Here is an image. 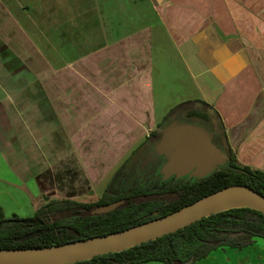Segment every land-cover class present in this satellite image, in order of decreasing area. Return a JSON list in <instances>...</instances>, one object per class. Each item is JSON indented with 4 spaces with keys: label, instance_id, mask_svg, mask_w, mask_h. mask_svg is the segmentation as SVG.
Masks as SVG:
<instances>
[{
    "label": "crops",
    "instance_id": "obj_1",
    "mask_svg": "<svg viewBox=\"0 0 264 264\" xmlns=\"http://www.w3.org/2000/svg\"><path fill=\"white\" fill-rule=\"evenodd\" d=\"M38 1L0 0L6 212L101 197L145 131L189 100L216 109L239 162L264 170V0H94L50 29ZM194 264H264V238Z\"/></svg>",
    "mask_w": 264,
    "mask_h": 264
},
{
    "label": "trees",
    "instance_id": "obj_2",
    "mask_svg": "<svg viewBox=\"0 0 264 264\" xmlns=\"http://www.w3.org/2000/svg\"><path fill=\"white\" fill-rule=\"evenodd\" d=\"M173 123L198 125L211 131L213 143L227 156L226 163L206 177H192L187 182L164 180L162 168L157 170L158 178L150 179L148 169L143 170L140 165V152L146 146L148 154L158 155L156 144ZM235 184L247 185L264 196V170L239 162L216 109L202 100L185 101L172 108L150 132L97 200L52 198L26 218L7 217L0 206V249L47 247L108 235L168 215ZM118 201L123 202L111 211L93 212ZM33 233L37 234L27 238ZM257 237L264 238V213L249 207L233 208L155 240L73 264H184L190 260L194 264L219 248L250 246Z\"/></svg>",
    "mask_w": 264,
    "mask_h": 264
},
{
    "label": "water",
    "instance_id": "obj_3",
    "mask_svg": "<svg viewBox=\"0 0 264 264\" xmlns=\"http://www.w3.org/2000/svg\"><path fill=\"white\" fill-rule=\"evenodd\" d=\"M159 155L166 154L163 166L165 178L173 174L203 178L227 160L226 154L213 143V133L193 124L173 123L157 142ZM118 201L96 208L94 213H104L118 207ZM249 207L264 213V196L253 188L230 185L210 193L168 215L128 229L89 239L47 247L0 249V264H73L95 256L122 251L155 240L182 229L204 217L225 210ZM37 233L29 235L32 238ZM193 260L184 264H192Z\"/></svg>",
    "mask_w": 264,
    "mask_h": 264
},
{
    "label": "rangeland",
    "instance_id": "obj_4",
    "mask_svg": "<svg viewBox=\"0 0 264 264\" xmlns=\"http://www.w3.org/2000/svg\"><path fill=\"white\" fill-rule=\"evenodd\" d=\"M95 5L96 2H94V0H46L42 2L38 1L34 4L35 10L32 14L35 23H37L38 25H41L42 23L44 27L48 29L52 27L54 28L57 21L59 24L65 25L64 27H70L71 25L75 24L76 17L78 16L79 11H88L89 9H92ZM55 13H57L58 15H55ZM49 70H51V67L49 68ZM147 132L150 135L151 130L145 131L146 134ZM169 181H171V178L169 179ZM66 197H73V199H76L77 201L81 202H90L97 200L100 196L98 194L86 197L82 195L74 196L73 194H65L58 196V198ZM11 211L12 210L10 209L9 211L5 212L7 215L12 214L10 215V217H12L14 216V214L11 213ZM22 218H26V216Z\"/></svg>",
    "mask_w": 264,
    "mask_h": 264
},
{
    "label": "flooded vegetation",
    "instance_id": "obj_5",
    "mask_svg": "<svg viewBox=\"0 0 264 264\" xmlns=\"http://www.w3.org/2000/svg\"><path fill=\"white\" fill-rule=\"evenodd\" d=\"M147 153V147L145 146L144 149L141 150L140 152V159L142 161V163L140 164L142 169L146 170L148 169V177L150 179L153 178H158L159 176V171L157 172V170L159 168H162L161 172L163 174V179L164 180H169L171 178V183L176 182L178 180L182 181V182H187L188 179H191L193 176H191L190 173H187L183 176H177L176 174H173L172 176H170L169 178H165V174L163 173V166L164 164L167 162V155L166 154H162V155H156V156H152L150 154ZM138 159V156L135 158ZM134 159V160H135ZM144 175V174H142Z\"/></svg>",
    "mask_w": 264,
    "mask_h": 264
}]
</instances>
